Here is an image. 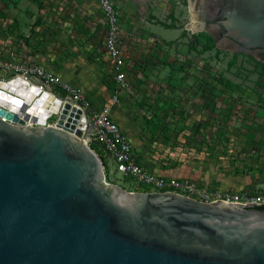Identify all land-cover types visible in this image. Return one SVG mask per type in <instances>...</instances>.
Wrapping results in <instances>:
<instances>
[{
	"label": "water",
	"instance_id": "1",
	"mask_svg": "<svg viewBox=\"0 0 264 264\" xmlns=\"http://www.w3.org/2000/svg\"><path fill=\"white\" fill-rule=\"evenodd\" d=\"M217 3L219 24L207 31L217 45L264 48V0ZM61 107L0 67V264H264V203L109 185L81 140V111Z\"/></svg>",
	"mask_w": 264,
	"mask_h": 264
},
{
	"label": "rangeland",
	"instance_id": "2",
	"mask_svg": "<svg viewBox=\"0 0 264 264\" xmlns=\"http://www.w3.org/2000/svg\"><path fill=\"white\" fill-rule=\"evenodd\" d=\"M196 2L114 0L124 13L123 52L140 66L132 77H148L142 83L145 92H159L153 84L163 83L161 102L180 109L166 114V120L189 125L192 162L179 168L200 169L220 188L264 185V61L217 45L198 28ZM105 37L101 10L93 0H0L3 62L45 57L89 76L79 80L86 90L99 91L102 83L110 89ZM183 132L169 131L168 137ZM116 177L119 186L135 190L134 181Z\"/></svg>",
	"mask_w": 264,
	"mask_h": 264
},
{
	"label": "built area",
	"instance_id": "3",
	"mask_svg": "<svg viewBox=\"0 0 264 264\" xmlns=\"http://www.w3.org/2000/svg\"><path fill=\"white\" fill-rule=\"evenodd\" d=\"M93 2L101 10L105 24L104 45L111 66L110 103L94 105L80 87L64 82L55 72L41 65L3 62L0 58V67L9 73H17L30 84H36L41 92L49 91L52 97H59L62 107L68 103L81 111L77 129L83 133L81 140L101 160L107 184L119 186L116 176L120 174L137 184L135 190H128L130 192H137L140 187H149V191L175 193L205 203L219 200L233 205L264 203V185L235 190L214 186L213 182L200 183L164 174L167 169L192 162L188 157L194 153L191 148L192 139L186 133L190 127L186 121L178 126V122L169 123L166 120V114H176L180 109H174L165 101L161 102L160 91L165 87L163 83H152L159 92H145L146 86L142 83L149 80L148 77L142 74L140 77H132L133 71L140 66L123 52L120 38L123 12L113 0ZM152 97L153 101L150 99ZM135 102H139L140 106L134 107ZM121 107L129 109V114H124L129 116L131 126H124L116 119L115 111ZM179 130L184 132L168 137L169 131L173 134ZM109 161L112 170L108 168ZM152 166L156 171L150 169ZM112 173L114 180L111 178Z\"/></svg>",
	"mask_w": 264,
	"mask_h": 264
},
{
	"label": "crops",
	"instance_id": "4",
	"mask_svg": "<svg viewBox=\"0 0 264 264\" xmlns=\"http://www.w3.org/2000/svg\"><path fill=\"white\" fill-rule=\"evenodd\" d=\"M114 1V0H113ZM126 7H128L129 9H131V5H127ZM126 10V9H125ZM122 11V10H121ZM123 12V11H122ZM124 14V13H123ZM20 63L25 64V65H29V66H34V65H41L44 66L48 69H50L51 71L55 72L58 76H60L64 82L72 84L74 86L80 87L86 97L96 106L99 105H105L107 103H109L110 100V92L109 89L105 86V84H101V87L99 88V91L96 90L95 88H91L90 89H85L83 87H81V85L79 84V80H81V78H89V76H86L83 74V72H77V70L75 68H70L67 67L65 68L64 65L63 66H58V65H53L49 62L48 58L45 57H32L30 60V63H26L24 60H19ZM64 64V63H63ZM80 71H83V68H80ZM79 73L80 76H78L77 74ZM88 82H91L90 79H88ZM97 89V88H96ZM135 97V96H134ZM136 98H138L136 96ZM135 106H140L139 102H135ZM129 109H124L123 107H121V109L119 110V113H116L115 111V117L116 119L124 126L129 125L130 126V118L129 116H127L126 114L128 113ZM126 113V114H124ZM189 166V167H182V168H177V167H173L170 169H167L164 174L166 176H174L177 178H189L191 180H194L196 182H200V183H208V182H213V180L209 179V176H206L205 173H203L200 169L198 170L197 168ZM150 169L152 171H156L155 167H150ZM250 185V186H249ZM247 185L246 187L244 186H228V188H232L235 190H243L249 187H252V183Z\"/></svg>",
	"mask_w": 264,
	"mask_h": 264
},
{
	"label": "flooded vegetation",
	"instance_id": "5",
	"mask_svg": "<svg viewBox=\"0 0 264 264\" xmlns=\"http://www.w3.org/2000/svg\"><path fill=\"white\" fill-rule=\"evenodd\" d=\"M196 5L198 18L205 20V25L203 27L199 25L198 28L206 33H208V30H214L215 25L219 24L218 17L220 16L223 5L218 4L217 0H197ZM209 18L214 20L211 21ZM238 46L239 44L231 39H228L226 42L221 43L220 47L235 50ZM250 55L258 58L260 61H264V48L252 49V53Z\"/></svg>",
	"mask_w": 264,
	"mask_h": 264
},
{
	"label": "trees",
	"instance_id": "6",
	"mask_svg": "<svg viewBox=\"0 0 264 264\" xmlns=\"http://www.w3.org/2000/svg\"><path fill=\"white\" fill-rule=\"evenodd\" d=\"M137 191H149L143 187H140V189H138ZM258 210L264 211V206H260V207H256Z\"/></svg>",
	"mask_w": 264,
	"mask_h": 264
},
{
	"label": "bare ground",
	"instance_id": "7",
	"mask_svg": "<svg viewBox=\"0 0 264 264\" xmlns=\"http://www.w3.org/2000/svg\"><path fill=\"white\" fill-rule=\"evenodd\" d=\"M193 27V26H192ZM41 113H44L43 110L40 111ZM67 115L63 114V117L66 118Z\"/></svg>",
	"mask_w": 264,
	"mask_h": 264
}]
</instances>
